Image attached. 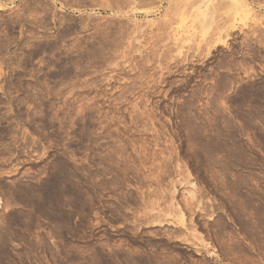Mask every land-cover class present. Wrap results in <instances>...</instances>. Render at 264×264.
Returning a JSON list of instances; mask_svg holds the SVG:
<instances>
[{"label": "rangeland", "instance_id": "374dc122", "mask_svg": "<svg viewBox=\"0 0 264 264\" xmlns=\"http://www.w3.org/2000/svg\"><path fill=\"white\" fill-rule=\"evenodd\" d=\"M92 1L0 0V264H264V0Z\"/></svg>", "mask_w": 264, "mask_h": 264}, {"label": "bare ground", "instance_id": "6f19581e", "mask_svg": "<svg viewBox=\"0 0 264 264\" xmlns=\"http://www.w3.org/2000/svg\"><path fill=\"white\" fill-rule=\"evenodd\" d=\"M93 1H94V0H93ZM93 1H92V2H93ZM95 1H96V0H95ZM106 1L108 2V4H110V3H112V2H113V3H116V2H118L119 0H106ZM115 1H116V2H115ZM127 1H128V0H127ZM141 1H142V0H141ZM81 2H82V1H81ZM90 2H91V1H90ZM121 2H125V1L122 0ZM121 2H120V3H121ZM101 3H102V1H101ZM99 4H100V3H99ZM122 4H123V3H122ZM125 4H126V3H125ZM125 4H124V5H125ZM129 4H130V3H129ZM81 5H82V4H81ZM101 5H102V4H101ZM120 5H121V4H120ZM83 6H84V5H83ZM86 6H87V5H86ZM104 6H105V5H104ZM107 6H108V5H107ZM109 6H110V5H109ZM109 6H108V7H109ZM112 7H113V6H112ZM106 8H107V7H106ZM116 8H117V7H116ZM109 9H110V8H109ZM24 194H25V193H24Z\"/></svg>", "mask_w": 264, "mask_h": 264}]
</instances>
